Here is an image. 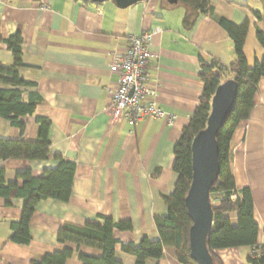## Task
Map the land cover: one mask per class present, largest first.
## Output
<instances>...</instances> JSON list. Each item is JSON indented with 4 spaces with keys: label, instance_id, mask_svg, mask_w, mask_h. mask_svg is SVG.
I'll list each match as a JSON object with an SVG mask.
<instances>
[{
    "label": "crops",
    "instance_id": "crops-1",
    "mask_svg": "<svg viewBox=\"0 0 264 264\" xmlns=\"http://www.w3.org/2000/svg\"><path fill=\"white\" fill-rule=\"evenodd\" d=\"M210 2L217 15L235 24L250 21L245 53L250 65L262 58L264 47L256 32L258 27L264 28V21L254 11H263V1ZM177 3L144 0L120 8L113 0H0V63H13L4 39L20 29L25 64L20 73L35 83L25 91L37 90L44 100L34 116L21 118L23 131L0 118V138L34 141L38 137L36 116L51 120L49 157L0 159L6 181L22 184L18 173L27 169L34 176H42L46 170L57 168L56 155L77 164L71 198H47L37 205L31 220L32 241L27 245L11 241L12 222L21 218L23 199L14 198L7 205L0 198V264H31L46 253L64 248L75 252L67 264H82L79 253L100 251L73 242L61 243L58 232L65 222H101V216L132 222L130 230H115L119 241L116 258L123 264H136V258L122 250V243L140 244L145 236L159 239L155 218L167 215L163 196L174 192L178 180L175 145L204 89L200 56L224 65L236 57L233 40L214 18L201 14L195 26L187 30L184 17L189 10ZM155 29L149 80L158 83L159 105L175 115V121L168 124L164 118H150L136 125L113 122L107 111L111 102L107 88L119 79L110 70L114 54L127 49L129 34ZM232 170L237 188L252 191L258 248L264 247V77L251 116L239 124L233 136ZM227 216L238 224L236 214ZM258 248H223L214 253L223 264H249L248 258ZM146 264L183 263L166 250L163 258L149 259Z\"/></svg>",
    "mask_w": 264,
    "mask_h": 264
},
{
    "label": "trees",
    "instance_id": "trees-1",
    "mask_svg": "<svg viewBox=\"0 0 264 264\" xmlns=\"http://www.w3.org/2000/svg\"><path fill=\"white\" fill-rule=\"evenodd\" d=\"M179 1L189 10L184 17V26L187 30L195 26L201 14L211 16L233 40L236 57L229 65H224L216 59L207 62L200 56L202 68L200 77L204 89L199 105L175 145L174 169L178 173V180L174 192L163 196L168 207L167 215L155 218L159 239L151 240L145 236L140 244L122 243V250L133 255L136 264H146L149 259H161L166 250L172 251L183 264H197L190 256L189 232L193 222L185 203L193 176L192 142L197 133L207 126L212 109V98L218 86L229 79H234L238 83L237 99L224 126L216 136L220 171L218 179L211 188V193L221 191L225 198L219 205L213 206L214 221L208 236V248L214 263L223 264L214 250L243 246L258 248L259 227L254 218L253 194L249 187L237 188L232 162L233 136L239 124L251 116L254 97L264 77V56L250 65L245 53V43L250 28L249 20L235 24L217 15L210 0ZM262 1L263 11L255 10L254 14L259 20L264 21V0ZM256 35L259 43L264 47V28L258 27ZM4 41L12 52L14 61L11 64L0 63V118L9 120L13 126L23 131L25 123L21 118L34 116L37 107L44 100L37 90L25 91V88L35 87V83L26 80L20 73V69L25 67L21 30L18 29ZM36 121L38 137L34 141L0 138V159L45 160L49 157L51 120L48 117L36 116ZM55 158L59 161L57 168L46 170L42 176H34L29 169L19 172L18 178L23 179L22 184H19L18 180L7 182L6 171L0 167V198H4L7 205H11L14 198H21L24 201L21 218L12 222L11 241L26 245L31 243V220L37 205L42 200L53 198L68 201L71 198L77 164L61 155H56ZM235 193L238 196L233 200L230 196ZM231 213L237 215V225H234L227 216ZM101 219V222L88 220L80 225L65 222L58 232V241L73 242L79 247L88 246L100 251L98 254L79 253L78 258L82 264H123L116 258L119 241L115 237V230H130L133 227L132 222L115 221L106 216H101ZM74 254L73 249L64 248L46 253L41 259L32 260L31 264H67ZM248 263L264 264V247L258 248L257 252L248 258Z\"/></svg>",
    "mask_w": 264,
    "mask_h": 264
},
{
    "label": "water",
    "instance_id": "water-1",
    "mask_svg": "<svg viewBox=\"0 0 264 264\" xmlns=\"http://www.w3.org/2000/svg\"><path fill=\"white\" fill-rule=\"evenodd\" d=\"M104 3L110 0H88ZM120 8H127L144 0H113ZM175 4L178 0H168ZM238 94V83L229 79L220 84L212 98V109L207 126L197 133L192 142V183L185 199L192 226L189 232L190 256L197 264H215L208 248V236L213 226L214 212L210 200L211 188L218 179L217 133L233 110Z\"/></svg>",
    "mask_w": 264,
    "mask_h": 264
},
{
    "label": "built area",
    "instance_id": "built-area-1",
    "mask_svg": "<svg viewBox=\"0 0 264 264\" xmlns=\"http://www.w3.org/2000/svg\"><path fill=\"white\" fill-rule=\"evenodd\" d=\"M143 31L128 36V47L124 52H116L110 70L118 75V82L107 88L110 105L107 111L113 122L127 121L136 125L150 118H164L173 124L175 115L166 112L158 102L159 86L149 80V66L154 58L151 44L155 33ZM238 194H232L235 200ZM225 198L221 191L212 192V205H219Z\"/></svg>",
    "mask_w": 264,
    "mask_h": 264
},
{
    "label": "rangeland",
    "instance_id": "rangeland-1",
    "mask_svg": "<svg viewBox=\"0 0 264 264\" xmlns=\"http://www.w3.org/2000/svg\"><path fill=\"white\" fill-rule=\"evenodd\" d=\"M179 3V4H178ZM176 5H182V3L181 2H178Z\"/></svg>",
    "mask_w": 264,
    "mask_h": 264
}]
</instances>
